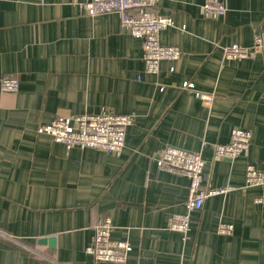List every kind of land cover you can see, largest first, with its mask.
Segmentation results:
<instances>
[{"label": "crops", "instance_id": "crops-1", "mask_svg": "<svg viewBox=\"0 0 264 264\" xmlns=\"http://www.w3.org/2000/svg\"><path fill=\"white\" fill-rule=\"evenodd\" d=\"M82 1L0 0V76L19 82L0 89V264H111L84 251L99 215L111 218L112 238L130 242L125 264H264V204L255 202L264 187H243L247 163L264 170V52L226 60L221 48L264 36V0H222L216 18L203 0H160L173 24L159 42L180 56L157 73L116 12L89 16ZM184 82L212 93L211 104ZM103 109L134 115L119 154L35 132L55 116ZM233 128L251 132L248 151L212 162V145ZM168 144L201 153L203 185L233 186L191 213L184 241L167 225L185 210L188 179L154 161ZM221 221L229 234L217 232Z\"/></svg>", "mask_w": 264, "mask_h": 264}, {"label": "built area", "instance_id": "built-area-1", "mask_svg": "<svg viewBox=\"0 0 264 264\" xmlns=\"http://www.w3.org/2000/svg\"><path fill=\"white\" fill-rule=\"evenodd\" d=\"M159 2L160 0H84L79 4L89 16L116 12L121 29L141 39L146 71L157 73L162 60L173 62L180 56L177 46L159 42L160 31L173 24L170 16L158 12ZM200 8L204 15L211 18H216L226 11L222 0H203ZM221 48L226 60L253 59L264 52L263 32H254L249 45L231 43L224 44ZM18 86L19 82L15 76H0L2 91L14 92ZM181 88L193 91L205 105H210L213 100L212 93L193 90L189 82H184ZM133 122L134 115L131 113H115L103 109L95 113L55 116L50 121L39 124L35 132L49 135L66 148H99L119 154L124 146L126 128ZM250 140L251 132L248 129L233 128L229 142L212 145V162L245 154L249 149ZM154 161L157 169L179 173L188 179L185 210L172 213L167 225V229L178 233L184 241L188 237L191 213L201 209L207 197L224 193L233 189V186L211 187L202 184L206 161L200 152L168 144L160 150ZM251 186L264 187V170L247 163L243 187ZM255 202L264 204V193L257 195ZM112 228L111 218L108 215H99L93 226L92 240L85 246L84 251L95 261L125 264L132 246L126 239L112 238ZM232 228L231 223L221 221L218 222L216 230L221 234H229Z\"/></svg>", "mask_w": 264, "mask_h": 264}, {"label": "water", "instance_id": "water-1", "mask_svg": "<svg viewBox=\"0 0 264 264\" xmlns=\"http://www.w3.org/2000/svg\"><path fill=\"white\" fill-rule=\"evenodd\" d=\"M45 241V238H43V240H42V242H44ZM49 241H51V239L49 238Z\"/></svg>", "mask_w": 264, "mask_h": 264}]
</instances>
